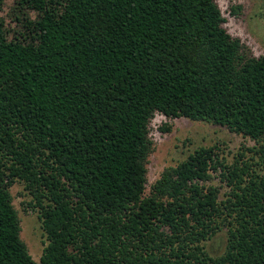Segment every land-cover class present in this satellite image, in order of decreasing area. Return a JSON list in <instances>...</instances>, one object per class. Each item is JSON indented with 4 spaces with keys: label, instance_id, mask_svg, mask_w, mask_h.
<instances>
[{
    "label": "trees",
    "instance_id": "16d2710c",
    "mask_svg": "<svg viewBox=\"0 0 264 264\" xmlns=\"http://www.w3.org/2000/svg\"><path fill=\"white\" fill-rule=\"evenodd\" d=\"M11 14L12 26L0 15V264H264V54L228 32L216 0H14ZM156 112L257 146L231 164L200 146L146 192ZM15 181L39 209L38 261Z\"/></svg>",
    "mask_w": 264,
    "mask_h": 264
},
{
    "label": "rangeland",
    "instance_id": "374dc122",
    "mask_svg": "<svg viewBox=\"0 0 264 264\" xmlns=\"http://www.w3.org/2000/svg\"><path fill=\"white\" fill-rule=\"evenodd\" d=\"M222 14L226 17L224 26L228 32L241 39L248 53L259 56L264 54V0H216ZM14 0H4L0 15L9 25H14L11 7ZM165 127H168L166 129ZM149 138L152 150L147 161L146 192L151 184L168 166H175L200 146H211L225 163L231 164L243 153L248 159L253 155L252 148L257 143L248 136L230 130L226 126L203 120H191L187 117L170 118L159 112L154 113L149 124ZM255 159L258 156L255 155ZM212 178L207 185L219 187L223 196L228 187L220 180L218 172H211ZM12 204L20 219V237L29 253L39 260L47 243L41 225L39 209L28 205L30 195L21 181H15L9 188ZM225 230H221L206 241V248L212 255L223 252Z\"/></svg>",
    "mask_w": 264,
    "mask_h": 264
}]
</instances>
